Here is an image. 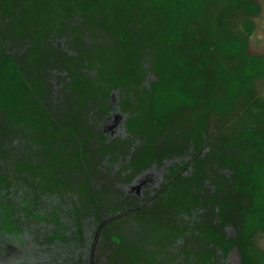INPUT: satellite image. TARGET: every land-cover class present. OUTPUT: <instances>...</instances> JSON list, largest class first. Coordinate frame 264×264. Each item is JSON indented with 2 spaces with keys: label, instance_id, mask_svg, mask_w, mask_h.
<instances>
[{
  "label": "trees",
  "instance_id": "1",
  "mask_svg": "<svg viewBox=\"0 0 264 264\" xmlns=\"http://www.w3.org/2000/svg\"><path fill=\"white\" fill-rule=\"evenodd\" d=\"M261 10L0 0V264H244L264 233ZM204 108L218 120H188Z\"/></svg>",
  "mask_w": 264,
  "mask_h": 264
},
{
  "label": "rangeland",
  "instance_id": "2",
  "mask_svg": "<svg viewBox=\"0 0 264 264\" xmlns=\"http://www.w3.org/2000/svg\"><path fill=\"white\" fill-rule=\"evenodd\" d=\"M262 10L261 13L256 17L255 19V32L254 35L250 39L249 47L248 50L252 54H262L264 55V0H259ZM197 114H203L205 117L208 119V121H213L216 122L218 120V115L212 111L209 108H204L200 109L199 112H194L193 115H188V120H190V117L194 118ZM245 120L244 118H241L239 122H234L233 123V130H236V125L238 123L243 122ZM191 122V121H190ZM188 123L187 130V135L190 133V128H191V123ZM235 128V129H234ZM110 163L105 164L103 163V166H109ZM157 229H159V226H157ZM162 229V227H161ZM185 245L188 243V239L185 238L184 240ZM252 249L253 251L261 252V254H257L256 256H251L246 253L247 249ZM259 255V256H258ZM232 258L235 260L238 259V261L244 262V264H264V233L255 231L251 237L247 238L245 240V243H241L238 248L236 249L235 255L232 256ZM237 262V261H235ZM77 263V260H72V264ZM238 263V262H237ZM162 264H172L170 262L165 261ZM175 264V263H173ZM176 264H182V263H176Z\"/></svg>",
  "mask_w": 264,
  "mask_h": 264
}]
</instances>
